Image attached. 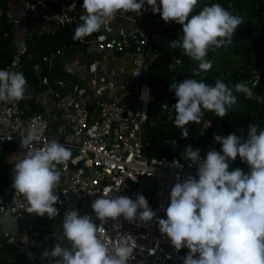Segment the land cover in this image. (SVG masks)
I'll return each mask as SVG.
<instances>
[{"label": "clouds", "instance_id": "obj_1", "mask_svg": "<svg viewBox=\"0 0 264 264\" xmlns=\"http://www.w3.org/2000/svg\"><path fill=\"white\" fill-rule=\"evenodd\" d=\"M198 3L199 0H83L81 22L73 35V39L82 40L110 25L118 11L122 16L130 11L139 14L145 6L159 13L165 23L181 25V36L171 45L198 62L192 78L169 86L176 98L172 123L183 138L188 136L187 125L198 124L205 111L223 118L236 103L233 88L222 79L209 84L200 74L211 69V61L206 59L208 52L230 44L242 18L219 3L205 4L189 18ZM33 70L39 73V65H33ZM26 89L23 73L0 69V102L26 99ZM234 90L254 98L245 83H237ZM141 98H148L147 89ZM45 128V123L30 126L20 137L25 151L13 158L12 188L26 200L28 213L53 218L59 214L54 192L60 181L57 166L76 160L72 151L57 140L34 147ZM213 139L220 143V150H210L203 158L200 149L186 146L183 158L191 162L190 166L197 165L198 178L189 175L180 182L177 176L164 209L166 218L158 219L159 231L166 234L177 252L181 248L189 250L182 264H264V129L251 124L246 139L235 133L214 135ZM238 156L248 165L247 173L240 168L229 171L228 161ZM91 209L101 224L121 216L130 223L147 224L156 216L142 193L133 200L109 195L108 189L92 201ZM61 228L59 239L66 241L65 246L57 243L51 251L42 253L44 257L58 258L55 264H128L133 258L132 245L121 240L110 249L98 237L97 223L78 209L65 212Z\"/></svg>", "mask_w": 264, "mask_h": 264}, {"label": "built area", "instance_id": "obj_2", "mask_svg": "<svg viewBox=\"0 0 264 264\" xmlns=\"http://www.w3.org/2000/svg\"><path fill=\"white\" fill-rule=\"evenodd\" d=\"M82 3L83 0H21V9L25 18L38 24L44 34H52L62 29L73 30L84 11ZM144 12L142 8L139 14L132 12L122 16L118 11L114 20L122 19L130 25L128 38L94 37L83 52L90 56L89 61L75 57L71 63L60 66L69 80L42 78L45 86L42 94L50 98L52 109L59 114L58 123H51L50 118H53L42 110L27 114L16 102H0V163L6 157L8 146L14 148L17 156L22 155L25 149L21 147L20 137L30 126L41 123H45L46 128L34 147L57 140L72 151V158L76 160V163L69 160L65 165L57 166L60 181L54 192L58 197L55 207L59 214L53 218L28 213L22 195L15 193L13 188L0 187V218L8 215L20 221L16 235L3 234L4 242L12 247L18 259L0 261V264H55L58 258L44 257L42 253L51 251L57 243L65 246L66 241L59 239L62 221L65 212L73 209L92 217L97 223L98 237L110 249L121 240L132 245L133 258L128 264H182L189 250L181 248L177 252L166 234L160 233L158 219L166 218L164 209L170 202L171 188L178 182L177 176L180 182L189 175L198 178L197 165L190 166L191 162L183 158V153L189 145L200 149L202 158L212 150L209 145L195 143L205 135L209 123L188 137L185 143L170 148L169 156L150 159L143 156V128L152 90L141 74L147 62L158 56L159 49L153 45V39L163 35L160 30L174 23H165L159 13H153L150 30L144 23ZM2 16L0 6V20ZM6 20L11 23L8 12ZM110 29L111 25L104 27L107 32ZM174 34L169 31L165 36L173 38ZM9 35L6 32L3 37ZM77 41L84 43L83 39ZM133 47H138L139 51L130 53L128 50ZM13 50L10 64L2 69L14 71L25 52L24 42L16 44ZM69 52L66 48L59 50L50 65L54 58L64 57ZM145 89L148 98L142 99L141 93ZM228 163L229 171L236 169L232 160ZM144 180L153 182L146 193L140 189ZM117 188L119 191L116 192ZM104 189H108L109 195L133 200L142 193L156 216L147 224L130 223L122 216L116 220L109 218L101 224L91 203ZM34 220L43 222L37 225Z\"/></svg>", "mask_w": 264, "mask_h": 264}, {"label": "trees", "instance_id": "obj_3", "mask_svg": "<svg viewBox=\"0 0 264 264\" xmlns=\"http://www.w3.org/2000/svg\"><path fill=\"white\" fill-rule=\"evenodd\" d=\"M211 3L221 4L230 13L242 18V23L234 31L230 44L208 52L206 59L211 61V69L202 72L200 76L209 84L218 78L222 79L226 85L233 88L236 103L223 118L205 111L198 124L187 125L188 136L181 137L180 129L174 127L172 123L175 116L172 106L176 103V98L174 91L169 90V86L172 82L192 78L198 62L185 56L179 47L160 49L158 56L147 62L141 74L142 80L152 90L147 121L143 128L142 154L148 159L169 156L170 148L185 143L188 137L197 133L207 122L209 126L205 135L199 137L195 143L201 146L209 145L212 150L217 151L221 145L214 141V135L227 136L235 133L246 139L249 125L255 124L258 130L264 129V46L259 48L256 44V41L264 39V0H210V2L199 0L197 8L192 13L197 14L205 4ZM0 6L3 11L0 20V69H2L10 64L14 50L11 47V36L3 37L4 33L11 32V26L6 20L8 9L6 0H0ZM192 13L189 16H192ZM80 22L79 20L78 24ZM76 26L73 30L62 29L52 34L30 35L25 38V52L14 71L23 73L27 82V98L16 102L27 114L41 111L36 96L45 90L42 78L64 80L68 78L65 73L56 69L55 64L50 65V60L56 53L62 48L71 52H84L94 36L101 31L83 38L84 43L80 44L77 39H73ZM169 31H174L173 39L179 40L182 26L174 22L159 32L168 35ZM246 38L250 40L252 49L257 53L255 62L248 61ZM37 64L40 68L39 73L33 70V65ZM256 72L261 73L256 76ZM237 83L247 84L252 89L254 98H246L243 93L236 92L234 86ZM255 97L261 99L257 100ZM232 161L236 168L242 169L245 173L249 171L248 165L242 162L239 156Z\"/></svg>", "mask_w": 264, "mask_h": 264}, {"label": "crops", "instance_id": "obj_4", "mask_svg": "<svg viewBox=\"0 0 264 264\" xmlns=\"http://www.w3.org/2000/svg\"><path fill=\"white\" fill-rule=\"evenodd\" d=\"M7 3V12L11 16V47L14 49L15 45L19 42L25 40L27 36L33 35V36H42L45 35L43 31L41 30V27L38 24L32 23L28 21L21 9V0H6ZM144 8V23L150 30L153 27V11L150 7H143ZM127 13H132L127 12ZM111 31L108 32L104 30V27H102L100 30V33L95 35L97 36H105L106 38H122L126 39L129 36V29L130 25L126 23L122 19H116L113 20L111 23ZM78 57L82 61H89L90 56L83 54V52H75L73 56L68 59V61L65 64L71 63L73 58ZM63 57H58V59ZM63 63H55L56 69L63 72L60 69V66ZM54 65V64H53ZM64 73V72H63ZM67 76V74L65 73ZM68 77V76H67ZM68 79V78H67ZM37 105L42 110L43 113H46V115L51 116L53 119L50 118L51 123H58L59 120H57L60 116L57 112H55L53 109H50L52 107L50 98L42 93L37 94ZM45 100H48L50 107L45 106ZM14 157H18L14 148L12 146H8L6 148V157L3 159L4 161L0 163V187H3L5 189L12 188V175H13V167L15 160ZM35 223L40 224L43 221L41 220H34ZM20 227V221L12 216H2L0 218V261L1 262H8L13 259H18L15 255V252L12 248H9L4 243L3 234L8 233L11 235H16L18 233Z\"/></svg>", "mask_w": 264, "mask_h": 264}, {"label": "rangeland", "instance_id": "obj_5", "mask_svg": "<svg viewBox=\"0 0 264 264\" xmlns=\"http://www.w3.org/2000/svg\"><path fill=\"white\" fill-rule=\"evenodd\" d=\"M256 44H257V46H259V48H260V46L261 47L264 46V39L262 38V40L256 41ZM245 49L247 50V53H248V61L255 62L258 56H257V53L252 49V45H251L250 40L248 38L245 39ZM74 53L75 52H69L63 58H60L58 60H57V58H54L52 60L53 61L52 64H55V63H63V64H65L68 61V59H70L73 56ZM99 59H104V57H100ZM256 75H257V73H256ZM45 106L46 107H50V104H49L48 100H45ZM50 109H52V107ZM6 246L9 247V248H12L8 244H6Z\"/></svg>", "mask_w": 264, "mask_h": 264}, {"label": "water", "instance_id": "obj_6", "mask_svg": "<svg viewBox=\"0 0 264 264\" xmlns=\"http://www.w3.org/2000/svg\"><path fill=\"white\" fill-rule=\"evenodd\" d=\"M174 41L173 38L171 37H168V36H165V35H157L152 43L155 47H157L159 50L162 49V48H175L171 45V42ZM130 53H133V52H138L139 51V48L138 47H133V48H130L128 50ZM153 186V182L151 181H147V180H144L142 181L141 185H140V189L142 192H147V190L149 188H151Z\"/></svg>", "mask_w": 264, "mask_h": 264}]
</instances>
